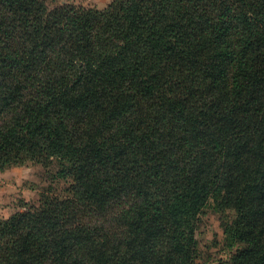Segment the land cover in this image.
I'll return each instance as SVG.
<instances>
[{
	"label": "trees",
	"instance_id": "16d2710c",
	"mask_svg": "<svg viewBox=\"0 0 264 264\" xmlns=\"http://www.w3.org/2000/svg\"><path fill=\"white\" fill-rule=\"evenodd\" d=\"M53 159L0 264H195L206 207L264 264V0H0V170Z\"/></svg>",
	"mask_w": 264,
	"mask_h": 264
},
{
	"label": "rangeland",
	"instance_id": "374dc122",
	"mask_svg": "<svg viewBox=\"0 0 264 264\" xmlns=\"http://www.w3.org/2000/svg\"><path fill=\"white\" fill-rule=\"evenodd\" d=\"M112 0H45L48 8L61 4H75L102 9ZM59 163L53 159L47 165L29 162L13 164L0 170V218H8L29 206H37L43 194L65 199L71 197V179L57 176ZM90 219L91 213L80 211V219ZM233 210L215 211L206 207L200 214L195 237L198 257L195 264H232V256L241 247L225 238L224 223L232 219Z\"/></svg>",
	"mask_w": 264,
	"mask_h": 264
}]
</instances>
